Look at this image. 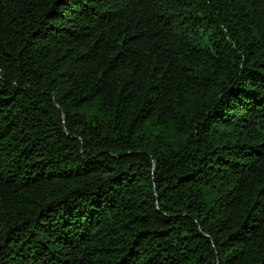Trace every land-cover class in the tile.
Instances as JSON below:
<instances>
[{
    "label": "trees",
    "instance_id": "trees-1",
    "mask_svg": "<svg viewBox=\"0 0 264 264\" xmlns=\"http://www.w3.org/2000/svg\"><path fill=\"white\" fill-rule=\"evenodd\" d=\"M0 264H264V0H0Z\"/></svg>",
    "mask_w": 264,
    "mask_h": 264
}]
</instances>
